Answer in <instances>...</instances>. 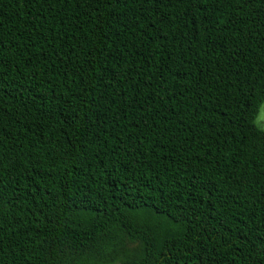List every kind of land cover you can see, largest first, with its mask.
<instances>
[{
    "label": "trees",
    "instance_id": "16d2710c",
    "mask_svg": "<svg viewBox=\"0 0 264 264\" xmlns=\"http://www.w3.org/2000/svg\"><path fill=\"white\" fill-rule=\"evenodd\" d=\"M264 0H0V264H264Z\"/></svg>",
    "mask_w": 264,
    "mask_h": 264
},
{
    "label": "rangeland",
    "instance_id": "374dc122",
    "mask_svg": "<svg viewBox=\"0 0 264 264\" xmlns=\"http://www.w3.org/2000/svg\"><path fill=\"white\" fill-rule=\"evenodd\" d=\"M262 117H264V105L262 106L260 114H259L257 121H256L257 126L260 129L264 130V119H261Z\"/></svg>",
    "mask_w": 264,
    "mask_h": 264
},
{
    "label": "snow or ice",
    "instance_id": "6c2138e0",
    "mask_svg": "<svg viewBox=\"0 0 264 264\" xmlns=\"http://www.w3.org/2000/svg\"><path fill=\"white\" fill-rule=\"evenodd\" d=\"M261 119H264V117H262Z\"/></svg>",
    "mask_w": 264,
    "mask_h": 264
}]
</instances>
